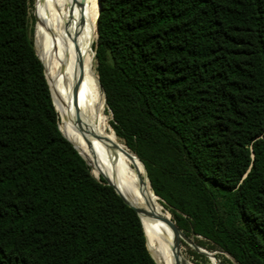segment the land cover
Listing matches in <instances>:
<instances>
[{"label":"trees","instance_id":"16d2710c","mask_svg":"<svg viewBox=\"0 0 264 264\" xmlns=\"http://www.w3.org/2000/svg\"><path fill=\"white\" fill-rule=\"evenodd\" d=\"M99 4L115 137L195 246L264 264V0ZM33 6L0 0V264H156L136 212L59 130Z\"/></svg>","mask_w":264,"mask_h":264},{"label":"bare ground","instance_id":"6f19581e","mask_svg":"<svg viewBox=\"0 0 264 264\" xmlns=\"http://www.w3.org/2000/svg\"><path fill=\"white\" fill-rule=\"evenodd\" d=\"M40 1L42 10L36 0L40 12L37 17L38 41L47 48L46 65L39 57L62 122L60 132L91 166L92 173L107 179L105 174L110 183L126 193L134 206L163 216L164 208L142 176L140 163L107 133L106 118L101 116L104 100L97 90L93 69L95 56L92 54L99 15L98 0ZM141 222L148 250L157 264H175L177 257L182 264H189L173 250L174 243L162 221L142 216Z\"/></svg>","mask_w":264,"mask_h":264},{"label":"rangeland","instance_id":"374dc122","mask_svg":"<svg viewBox=\"0 0 264 264\" xmlns=\"http://www.w3.org/2000/svg\"><path fill=\"white\" fill-rule=\"evenodd\" d=\"M40 9L42 10V1H40ZM40 14V12H38L37 11V17H38V15ZM31 28H32V31H33V40H34V46H35V49H36V43H35V35H36V33H37V49H36V52H37V54H38V56H40L42 59H43V61L45 62V65H46V61H45V59H44V56H45V53H46V50H47V48H46V46L44 45V44H40L39 43V28H38V20H37V18H36V16H35V0H34V6H33V8H32V10H31ZM97 30H96V38H95V41H94V43L96 42V40H97ZM94 43H93V45H94ZM92 54H93V56H95V52H94V50H93V47H92ZM93 69H94V72H95V76H96V82H97V90L99 91V84H98V75H97V61H96V58L94 57V64H93ZM104 106H105V103L103 102L102 103V106H101V116L102 117H105L106 118V122H104V125H105V128H106V131H107V133L110 135V136H112L114 139H115V141H117L119 144H121V146H123L127 151H129L136 159H137V157L117 138V137H115V135H114V133H113V130H112V128H111V126H110V124H109V121L111 122L112 121V115H111V113H109V111L107 110V107H106V113H107V115L105 114V112H104ZM61 127H62V122L61 121H59V128L61 129ZM62 131V130H61ZM63 131H65L64 129H63ZM62 131V132H63ZM138 160V159H137ZM139 162V161H138ZM141 165V164H140ZM142 167V166H141ZM132 169L134 170V168L132 167ZM146 174H147V172H146ZM93 175H94V177L96 178V179H99L100 177H101V175H95L94 173H93ZM142 176L143 177H145L146 179H147V181H148V178L146 177V176H148V175H145V172L143 171V168H142ZM149 183V182H148ZM150 185V184H149ZM158 200H159V202H160V204H161V200H160V198H158ZM163 207V206H162ZM164 208V207H163ZM163 217L164 218H166V219H169V218H171V220H172V216H171V214L169 213V211H167L165 208H164V211H163ZM191 241V240H190ZM182 242H185L184 240H182ZM192 242V241H191ZM186 243V242H185ZM186 244H188V243H186ZM183 250V251H182ZM184 252V253H183ZM208 253H210V254H213V256H214V258H215V260L212 258V257H207L208 258V263H205L204 261H201L200 260V264H221V262H222V259L221 258H219L217 255H218V253H211V252H208ZM184 259H186L187 261H188V263L189 264H193L190 260H188L189 259V257H188V254H187V248L183 245V243H182V249H181V253H179ZM187 256V258H186V256Z\"/></svg>","mask_w":264,"mask_h":264},{"label":"water","instance_id":"95a60500","mask_svg":"<svg viewBox=\"0 0 264 264\" xmlns=\"http://www.w3.org/2000/svg\"><path fill=\"white\" fill-rule=\"evenodd\" d=\"M98 7H99V10H100V4H99V0H98ZM97 24V23H96ZM96 30H97V27H96ZM97 37H98V34H97ZM38 55V54H37ZM39 57V56H38ZM40 59V58H39ZM44 65V64H43ZM45 68V67H44ZM45 75H46V70H45ZM46 79H47V75H46ZM47 82H48V79H47ZM100 83V82H99ZM48 85H49V82H48ZM50 87V85H49ZM100 88L104 94V89L103 87L100 85ZM51 90V88H50ZM51 94H52V91H51ZM104 97H105V94H104ZM105 104H106V98H105ZM64 136V135H63ZM74 147V146H73ZM75 148V147H74ZM76 149V148H75ZM76 151L79 153V151L76 149ZM79 155L82 157V155L79 153ZM135 155V154H134ZM136 156V155H135ZM137 157V156H136ZM83 158V157H82ZM138 159V157H137ZM83 160L85 161V159L83 158ZM139 160V159H138ZM140 161V160H139ZM86 162V161H85ZM87 163V162H86ZM140 163L142 164V162L140 161ZM88 165V163H87ZM143 165V164H142ZM89 166V165H88ZM144 167V166H143ZM145 170V168H144ZM146 172V170H145ZM147 175V174H146ZM148 178V176H147ZM103 180L107 183V185L111 186L115 192L121 197V199L125 202L126 205H128L130 208H132L136 214L138 215V217L140 218L141 220V217L142 216H146V217H152V218H155L157 220H160L164 223H167L171 229L173 230L174 232V244H173V250L176 252V253H181V249H182V240H184L186 243H188L194 250H196L197 252L199 253H202L204 255H206L207 257H212L214 260V256L213 254H210L208 253L207 251L195 246L180 230L179 228L176 226V224L170 219H166L164 218L163 216H158L152 212H149L147 210H145L144 208H142L141 206H134L133 204H131V202L129 201V199L127 198L126 196V193H124L123 191L119 190L117 187H115V185H113L112 183H110L107 179L103 178ZM149 180V178H148ZM150 182V181H149ZM151 185V184H150ZM152 188V187H151ZM156 196V195H155ZM157 197V196H156ZM158 198V197H157ZM145 234V233H144ZM146 237V236H145ZM147 241V240H146ZM148 248V247H147ZM149 251V250H148ZM150 253V252H149ZM151 255V254H150ZM152 256V255H151ZM153 258V257H152ZM153 260L155 261V259L153 258ZM183 262H185V260H183ZM155 263L157 264V262L155 261ZM175 264H182V261L177 257L176 258V263Z\"/></svg>","mask_w":264,"mask_h":264}]
</instances>
